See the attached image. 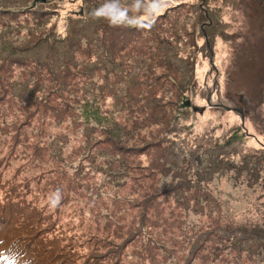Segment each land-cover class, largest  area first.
I'll list each match as a JSON object with an SVG mask.
<instances>
[{
	"label": "rangeland",
	"instance_id": "1",
	"mask_svg": "<svg viewBox=\"0 0 264 264\" xmlns=\"http://www.w3.org/2000/svg\"><path fill=\"white\" fill-rule=\"evenodd\" d=\"M173 7V26L112 23ZM92 108L107 120L85 123ZM235 135L230 155L264 170V0H0V264H254L211 244L194 255L208 207L167 192L200 169L216 216L263 224L264 173L214 170Z\"/></svg>",
	"mask_w": 264,
	"mask_h": 264
},
{
	"label": "trees",
	"instance_id": "2",
	"mask_svg": "<svg viewBox=\"0 0 264 264\" xmlns=\"http://www.w3.org/2000/svg\"><path fill=\"white\" fill-rule=\"evenodd\" d=\"M174 9L168 8L167 11L163 14H161L157 19L153 20V22L148 21H137L135 24H130V22L126 23L128 25H125V23L118 22L115 23L118 26L124 27L122 30L127 29L128 32H136L140 31L143 27L149 26L151 29L153 28H163L164 23H160L159 18L168 19L166 20V23L171 24L173 26V23L170 20V15H167V12ZM119 28V27H117ZM121 29V28H119ZM180 44V42H179ZM178 54V53H177ZM59 61L56 63L58 64ZM72 64L69 63L67 70L71 71ZM76 66V65H75ZM59 72L55 74V76H59L63 81L66 80V78L62 75V69L63 65L58 64ZM62 75V76H61ZM68 75V71H67ZM182 88H180L181 90ZM181 92H184L181 90ZM89 105V103L87 104ZM87 107V106H86ZM88 107H91L88 106ZM91 113L94 114V116L85 115V123H87L88 118L94 117L96 119H93L94 124L97 125L96 121L102 122L106 121L107 118H104V116L100 115L98 112V109L92 108L90 110ZM178 122V121H177ZM179 123V122H178ZM95 127H92L90 130H95ZM220 142V141H219ZM175 143V142H172ZM238 137L230 136L227 139H225L224 143L220 142L216 145V148L219 150H225L228 148L226 152H218L216 155L215 163H217V167L214 168L215 173L220 174H227L228 172H236L235 178L236 180H239V177L241 173L244 170H247L249 175L251 176L254 181L259 182V180L262 178V175L264 173L263 167L260 165V159L257 158V156H254L256 158V162L253 161L252 156L251 157H244L242 162H237L235 155L231 154V151H237V145ZM215 150V149H214ZM192 160L193 163L191 164L192 169L199 168L201 164V160L199 159L202 157V154H196L195 152H192ZM226 154H229V156H226ZM179 155V154H177ZM212 158L214 156H211ZM240 163V164H237ZM180 162L179 160H175L170 167L169 170H173L174 167H179ZM259 165L261 167H259ZM180 170V169H177ZM197 170L195 171L196 174H198L199 180L195 181L189 176H183L181 182H174L170 183L168 185L169 189H167V192L171 194L176 193H183L184 191H192L193 189L196 190V197H195V205L193 208H190L191 206V200L187 199V203L183 202L182 200H178L179 205L186 206V208L193 209V212L199 214L201 212L205 211L206 206L208 207V214L207 218L208 220L205 223H202L200 226L199 223H193L191 224V228L197 233L202 232L203 239L198 242V247L195 250L194 255H197L198 251L202 247H206L211 244V250L219 251L218 254L221 256L226 250L231 249L233 251H237L239 255L241 256L243 252H247L249 254L248 256L253 261L254 264H264V223L263 224H238L234 222H227L224 221L221 216H216V212L221 207V203L219 202V199L217 197H213L210 195L209 191L200 190L199 188L204 186V181L208 182L209 180L213 179V176L211 175V178L208 179V181L203 176L204 174H200ZM209 170V166L205 169H203L205 174H212L214 172L210 171V173H207ZM185 173V172H184ZM264 180V179H263ZM161 193H158L155 197H159ZM152 202V200H151ZM151 202H146L147 207L151 205ZM7 213H9L10 210L3 208ZM4 219V215L0 216V221ZM256 247V248H255ZM237 255V257L239 256ZM217 258V257H216ZM236 258L235 264H241L240 259Z\"/></svg>",
	"mask_w": 264,
	"mask_h": 264
},
{
	"label": "water",
	"instance_id": "3",
	"mask_svg": "<svg viewBox=\"0 0 264 264\" xmlns=\"http://www.w3.org/2000/svg\"><path fill=\"white\" fill-rule=\"evenodd\" d=\"M37 1H39V0H37ZM130 24L133 25V24H135V22H134V23H131V22H130ZM187 105H188V104H187ZM223 108H224L225 110H227V111H233V112L239 114L240 117H241L242 125L244 126V122H245V113H244V111H243L242 108H240V107H227V106H223Z\"/></svg>",
	"mask_w": 264,
	"mask_h": 264
},
{
	"label": "clouds",
	"instance_id": "4",
	"mask_svg": "<svg viewBox=\"0 0 264 264\" xmlns=\"http://www.w3.org/2000/svg\"><path fill=\"white\" fill-rule=\"evenodd\" d=\"M104 14H105V13H104L103 10H100V11H97V12H96V15H97V16L104 15ZM121 15H122V13H121ZM112 23L115 24V23H117V21H116V20H112ZM55 202H58V196H57V201H54V203H55Z\"/></svg>",
	"mask_w": 264,
	"mask_h": 264
},
{
	"label": "bare ground",
	"instance_id": "5",
	"mask_svg": "<svg viewBox=\"0 0 264 264\" xmlns=\"http://www.w3.org/2000/svg\"><path fill=\"white\" fill-rule=\"evenodd\" d=\"M124 23H125V22H124ZM125 25H128V24L125 23Z\"/></svg>",
	"mask_w": 264,
	"mask_h": 264
}]
</instances>
